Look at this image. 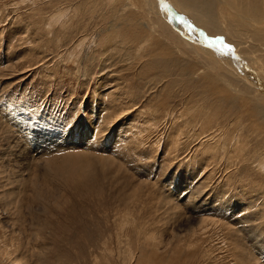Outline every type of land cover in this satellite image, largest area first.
I'll return each mask as SVG.
<instances>
[{"label": "rangeland", "instance_id": "rangeland-1", "mask_svg": "<svg viewBox=\"0 0 264 264\" xmlns=\"http://www.w3.org/2000/svg\"><path fill=\"white\" fill-rule=\"evenodd\" d=\"M138 3L0 0V264H264V93L252 85L264 44L250 13L240 26L228 0L221 17ZM151 17L170 28V52L147 50ZM78 152L79 176L47 165Z\"/></svg>", "mask_w": 264, "mask_h": 264}, {"label": "bare ground", "instance_id": "bare-ground-1", "mask_svg": "<svg viewBox=\"0 0 264 264\" xmlns=\"http://www.w3.org/2000/svg\"><path fill=\"white\" fill-rule=\"evenodd\" d=\"M140 1L141 0H135V2H139L138 5L140 6ZM161 1V0H160ZM181 1L183 4L193 8V9H203L205 10L206 7H209L211 8V12L215 13V10H216V15L218 16H224L225 14L223 12H220L218 11V1H220L221 3H223V0H179ZM229 1V7L234 11V13L239 16L240 21H237L238 24L241 26V24H243V22L245 21V18H243V16H248V14L250 13V24H247V23H244L249 29L252 28L251 30V33L252 35L254 36L253 38L261 43V44H264V29H262V24H264V22H256V20L259 18V15L257 14V12H262L263 13V10H262V5H260V0H228ZM239 1L242 3V5L239 6ZM159 2V1H158ZM166 2V1H165ZM150 3V2H149ZM162 3V2H161ZM163 4V3H162ZM165 4V3H164ZM167 4H169L167 2ZM166 4V6H167ZM224 6V4H222ZM132 7V6H131ZM141 7V6H140ZM151 7V6H150ZM134 8V7H133ZM164 8H167L164 6ZM169 8V7H168ZM150 9V8H149ZM178 9V8H177ZM134 10H136V8H134ZM147 10V9H146ZM225 10V9H224ZM138 11L144 18H147L149 17L148 14L146 12H144L143 10H136ZM150 11H152L150 9ZM58 12V11H57ZM195 13V12H194ZM163 15V14H162ZM166 16L169 18L168 21L169 22H172V24H176L177 27H178V30L182 31L183 33L185 32V34H188V31L185 30L183 27H181V23L180 21L178 22L174 16L175 14H173V11L171 12L170 10V14H166ZM52 17V16H51ZM62 18V16H61ZM209 18V17H208ZM51 19H52V24H54V22H56L58 20V18H56L55 16H53L52 18H50V22H51ZM55 19V20H53ZM54 21V22H53ZM230 21H234V20H231ZM252 22V23H251ZM254 22V23H253ZM58 23V22H57ZM171 24V25H172ZM157 26V30L154 29V26ZM143 26H144V29L146 31H139V33H142L145 35V39H142V40H145V42H148L147 45L148 47L147 50H152V49H162V52H170L171 51V47L170 46H162V42H163V39L162 38H171L172 35L170 33V28L161 20L159 19H154L151 17V21L150 22H145L143 23ZM173 26V25H172ZM197 27V26H196ZM141 26H138V29H140ZM208 28V27H206ZM202 29V27H201ZM140 41L139 44H143L145 45V42L144 41ZM193 43V42H192ZM138 44V45H139ZM175 44L179 45V43L177 41H175ZM208 44V42H207ZM226 44V43H225ZM260 45V44H258ZM250 46V45H249ZM228 47V46H227ZM223 48L222 52L223 53H228L229 57H230V61H226V62H229V65L230 66H233L235 67L236 69L237 68H242V72L241 69H239L240 73L242 76H244L245 78H248V79H251V81L253 80L254 82L255 81H258L259 82V77L256 76V74H254L255 72L251 70V71H246L245 70V64L243 62H241L242 64H238L237 62V59L234 58L233 54H230L229 52H231V49L229 48ZM214 48V47H213ZM176 49V48H175ZM256 50V49H255ZM263 50V49H262ZM261 51V50H260ZM216 53V52H215ZM259 53V52H258ZM220 54V53H219ZM238 54V53H237ZM175 55V54H174ZM173 55V56H174ZM235 56H236V53H235ZM239 56V55H238ZM178 57V56H177ZM244 57V56H243ZM243 59V58H241ZM229 60V58H228ZM240 60V59H239ZM245 60V59H244ZM246 61V60H245ZM248 63L250 65H253V66H257L253 61L255 60H250L247 59ZM173 62V61H172ZM248 66V64H247ZM257 68V72L258 74L262 73L264 74V71L259 68V67H256ZM249 69V68H248ZM254 72V73H253ZM240 75V74H239ZM243 77V79H244ZM261 78V77H260ZM264 79V78H262ZM246 81V79H245ZM252 81V82H253ZM261 82V83H260ZM259 84H255L253 83L252 85H254L256 88H258L262 93H264V80L260 81ZM250 86V85H249ZM243 92L244 93H249V91L251 89H249V87H246V86H243ZM254 89V87H253ZM231 90V89H230ZM232 92H234L233 90H231ZM239 92V90H237ZM252 91V90H251ZM237 96V94H235ZM249 97V96H248ZM261 98V97H260ZM253 110L256 111V107H253ZM59 145H56L53 147L50 146L49 148H45L44 150H46L47 152L45 153H48L49 155L52 153V152H61V151H64L65 149H68L70 144L69 145H66L65 143L63 144L61 142L58 143ZM55 145V144H54ZM77 145V144H76ZM75 146V145H74ZM91 146V145H90ZM80 147V146H79ZM85 147V146H83ZM75 149V148H74ZM52 150V151H51ZM84 150V149H82ZM89 154L88 153H73V154H65L63 156H61V160L60 161H57V160H53V161H50L48 162L49 164L47 165H50V169H52L54 171V174L58 172V175L62 178H65L68 177V178H72V177H75V176H79L81 175V173L83 172V168L85 167H82V165L85 166L86 162L88 161L89 159ZM258 156V155H257ZM257 158V157H256ZM260 159V158H259ZM257 160L255 159V162L258 163L259 167H262L264 168V157L263 159H260V160ZM255 162H252V163H255ZM87 169H89L88 165H87ZM86 169V170H87ZM57 175V174H56ZM59 177V178H60ZM57 178V177H56ZM58 178V179H59ZM81 179V178H80ZM68 180V179H67ZM69 182V181H68Z\"/></svg>", "mask_w": 264, "mask_h": 264}]
</instances>
